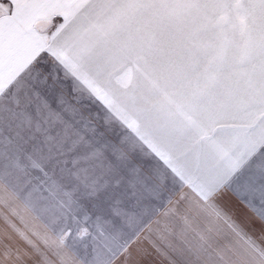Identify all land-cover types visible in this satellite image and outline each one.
I'll return each mask as SVG.
<instances>
[{"label":"snow or ice","instance_id":"1","mask_svg":"<svg viewBox=\"0 0 264 264\" xmlns=\"http://www.w3.org/2000/svg\"><path fill=\"white\" fill-rule=\"evenodd\" d=\"M0 264H264V0H0Z\"/></svg>","mask_w":264,"mask_h":264},{"label":"rangeland","instance_id":"2","mask_svg":"<svg viewBox=\"0 0 264 264\" xmlns=\"http://www.w3.org/2000/svg\"><path fill=\"white\" fill-rule=\"evenodd\" d=\"M245 215H248L250 217V214H244L243 211H239L237 213L236 219L241 222L245 228L249 231H252L253 229H255V232L258 233L260 230V225L258 223H256L255 221H252L251 223H247L245 221ZM255 234V233H254ZM220 244H225L227 243V238H222L219 241Z\"/></svg>","mask_w":264,"mask_h":264}]
</instances>
